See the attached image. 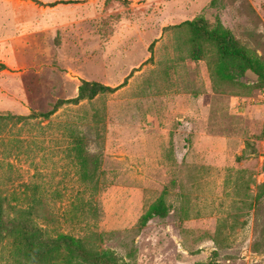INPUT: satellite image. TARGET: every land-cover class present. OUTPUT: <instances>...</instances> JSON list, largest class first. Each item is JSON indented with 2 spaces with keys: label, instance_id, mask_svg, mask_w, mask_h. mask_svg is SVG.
Returning a JSON list of instances; mask_svg holds the SVG:
<instances>
[{
  "label": "rangeland",
  "instance_id": "rangeland-1",
  "mask_svg": "<svg viewBox=\"0 0 264 264\" xmlns=\"http://www.w3.org/2000/svg\"><path fill=\"white\" fill-rule=\"evenodd\" d=\"M212 2L0 0L8 213L32 207L51 235L87 236L106 264H264V104L242 102L258 77L221 81L216 49L192 60L177 28L219 21L264 58V0ZM84 80L116 91L41 117ZM78 136L95 156L90 183ZM165 188L169 215L140 227ZM0 264H15L7 241Z\"/></svg>",
  "mask_w": 264,
  "mask_h": 264
},
{
  "label": "trees",
  "instance_id": "trees-1",
  "mask_svg": "<svg viewBox=\"0 0 264 264\" xmlns=\"http://www.w3.org/2000/svg\"><path fill=\"white\" fill-rule=\"evenodd\" d=\"M128 2V0H121ZM216 0H213L212 4ZM57 4V3H55ZM177 28H185L189 32V42L196 50L192 51V60H200L199 53L204 45H212L216 49L217 73L223 82H238L247 72H253L257 77L256 94L264 91V58L250 50L233 32L219 21L211 26L205 17H197L186 21ZM205 52V51H204ZM116 88L94 81H82L78 96L65 101H59L49 112L41 115L50 118L64 105H80L85 101H94L99 96L112 94ZM17 118V117H16ZM27 117H18L23 120ZM29 118V117H28ZM246 144V149L248 148ZM73 154L77 159L85 183L96 181V171L90 170L95 161L94 153L88 148L85 136H78L74 141ZM264 185V184H263ZM168 189L154 202L149 210L140 218L138 225L145 228L155 218H166L170 205L166 200ZM6 198L0 195V240L7 241L11 257L15 264H106L101 253L89 247L87 236L80 237L70 233L51 235L41 226L34 216L32 207H20L13 213L6 211Z\"/></svg>",
  "mask_w": 264,
  "mask_h": 264
},
{
  "label": "built area",
  "instance_id": "built-area-1",
  "mask_svg": "<svg viewBox=\"0 0 264 264\" xmlns=\"http://www.w3.org/2000/svg\"><path fill=\"white\" fill-rule=\"evenodd\" d=\"M243 103H249L250 105H254L255 107L261 103L264 104V91H260L256 93V95L250 97V98H244L242 100Z\"/></svg>",
  "mask_w": 264,
  "mask_h": 264
},
{
  "label": "crops",
  "instance_id": "crops-1",
  "mask_svg": "<svg viewBox=\"0 0 264 264\" xmlns=\"http://www.w3.org/2000/svg\"><path fill=\"white\" fill-rule=\"evenodd\" d=\"M28 32V31H27ZM4 41H1L0 40V43H3ZM5 49H6V47H5ZM11 49V48H10ZM13 52H15L16 51V47H13V49H11ZM0 58H3L2 57V55L0 56ZM1 60V59H0ZM1 62H4V61H1ZM254 108H256L255 106H254ZM258 109V108H257ZM251 116H252V114H251Z\"/></svg>",
  "mask_w": 264,
  "mask_h": 264
}]
</instances>
